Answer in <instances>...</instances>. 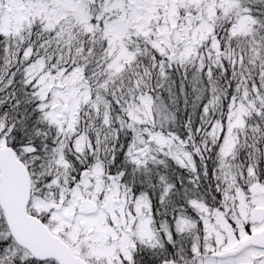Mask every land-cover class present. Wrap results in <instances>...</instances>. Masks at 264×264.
<instances>
[{"label":"snow or ice","instance_id":"1","mask_svg":"<svg viewBox=\"0 0 264 264\" xmlns=\"http://www.w3.org/2000/svg\"><path fill=\"white\" fill-rule=\"evenodd\" d=\"M0 264H264V0H0Z\"/></svg>","mask_w":264,"mask_h":264}]
</instances>
